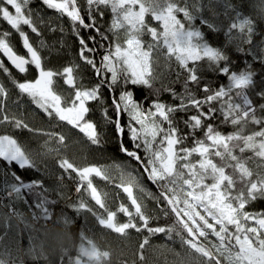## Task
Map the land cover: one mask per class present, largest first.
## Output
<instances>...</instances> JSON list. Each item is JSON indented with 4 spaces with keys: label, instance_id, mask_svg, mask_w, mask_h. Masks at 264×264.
Returning <instances> with one entry per match:
<instances>
[{
    "label": "snow or ice",
    "instance_id": "6c2138e0",
    "mask_svg": "<svg viewBox=\"0 0 264 264\" xmlns=\"http://www.w3.org/2000/svg\"><path fill=\"white\" fill-rule=\"evenodd\" d=\"M30 2L0 0V19L22 39L27 56L14 51L7 31L0 33V53L19 73H27L29 66L37 72L34 80H13L19 93L31 98L32 103L49 118L79 129L93 145L102 143V133L87 117L92 112L89 104H98L106 123L114 125L118 139L127 134L136 149L130 150L121 141V152L141 165L146 179L157 189L156 193L149 191L139 174L121 170L116 187L126 194L130 207L119 204L118 212L127 217V222L118 223L117 212L106 204L108 194L104 193L102 198L90 177L95 175L112 182L110 168L121 166H78L57 152L58 167L76 182L75 191L80 194L78 203L70 207L77 213L91 214L99 225L116 233H126L129 229L136 232L146 230L152 235L165 233L171 239L175 232L182 244L198 254L193 257L192 264H222V260L227 264H264V212L247 210L252 202L264 199V174L254 177L246 162L235 154L236 150L241 154L251 150L255 156L264 159V103L257 106L246 91L254 86L256 73L251 65L239 73L231 70L227 52L211 46L195 26L196 16L189 10L187 0H84L83 7L79 0H41L48 9L69 19L80 45V60L98 77L94 86L85 87L78 82V65L65 66L62 70L44 66L40 51L21 27L27 26L31 33L41 35L36 24L39 13L34 17ZM105 11H110L112 19L109 27L102 31L97 17L102 19ZM180 13L183 20L178 18ZM147 17H151L157 26H153ZM40 23L44 21L40 20ZM203 23L208 24V21ZM211 28L214 29V25ZM81 29L93 31L95 35L86 40L80 35ZM231 29H238L241 33L240 46L243 43L251 45L249 51L254 59L264 63V39L258 44L253 41L258 34L256 23L245 18L240 23H232ZM59 30L63 32L62 27ZM97 37L100 41H108L107 46L99 44L104 49L99 53V60L95 58L97 48L89 46V41L97 43ZM229 39L236 38L229 36ZM44 46L41 40L40 47ZM161 57L166 61L174 58L179 71L171 83L183 77L182 92L178 93L171 84L155 87V66ZM202 63L207 64L209 71L226 76L228 84L213 89L202 83ZM0 70L11 75L3 60H0ZM57 78L71 89L67 95L54 90ZM105 88L111 99L110 106H106L102 92ZM135 88L149 91L144 102L135 98ZM193 88L203 95L198 96ZM162 91L179 103L169 105L161 101L159 93ZM7 94L5 86L0 84V124L36 131L23 119L5 114L4 98ZM257 95L264 98V91ZM177 113L186 114L181 120L187 132L178 126ZM124 114L128 116L126 123L121 122ZM249 124L259 126V130L244 134ZM219 125H230L235 130L223 133ZM198 131L203 133V138L196 136ZM45 135L61 144L65 140L63 135ZM189 139L191 146L186 145ZM141 149L143 155L139 154ZM44 155H52V150L45 151ZM0 157L11 158L17 163L24 159L12 136L0 135ZM137 191L154 201L164 216L173 215L175 223L171 227L150 226V221L158 217L149 215L142 199L136 195ZM88 198L104 214L90 204ZM44 203L50 202L45 200L35 206L42 208L47 219L51 213L43 207ZM209 236L215 237L216 242L210 241ZM81 240L86 241L87 246L82 242L76 257L65 251L61 264H65V258L66 264H81L83 257L91 260L102 255L83 233ZM146 244L147 238L141 247ZM0 264H4L3 260Z\"/></svg>",
    "mask_w": 264,
    "mask_h": 264
},
{
    "label": "trees",
    "instance_id": "16d2710c",
    "mask_svg": "<svg viewBox=\"0 0 264 264\" xmlns=\"http://www.w3.org/2000/svg\"><path fill=\"white\" fill-rule=\"evenodd\" d=\"M79 3L81 7L84 6V0H79ZM187 4L189 10L196 16L195 26L203 32L205 40L211 46L227 52L232 71L239 73L251 65V69L256 73L254 86L246 91L254 104L258 106L264 103V98L257 95L264 91V63L254 59L253 53L249 51L251 45L243 43L240 46L241 33L238 29L230 31L232 23H240L241 20L250 18L256 23L258 33L253 37L254 43L258 44L264 39L262 35L264 34V0H187ZM29 7L34 17L39 13L40 19L36 21V24L41 35L31 33L27 26L21 27L28 34L30 42L40 51L44 66L62 70L63 67L70 66L74 62L79 63L89 85L94 86L98 82V77L80 60L78 55L80 45L72 31L69 19L48 9L41 0H31ZM178 18L183 20V14L180 13ZM111 19L110 11H105L102 19L97 17V23L102 26V31L109 27ZM40 20L44 23H40ZM204 20H207L208 24H204ZM211 25H214V29ZM61 27L63 32L59 30ZM52 28L56 30L52 31ZM5 31L10 33L8 40L13 42V45L11 44L13 49L18 53H26L19 35L0 19V33ZM80 35L88 40V37L95 33L81 29ZM229 36L236 39H229ZM109 38H112L111 34ZM41 40L44 41V47H40ZM100 43L107 46L108 41H100L99 37L95 44L89 41L90 47L97 48L95 56L97 60H99V53L104 51L99 47ZM0 60H3L11 73L8 75L0 70V84L5 86L8 93L4 98L5 114L23 119L36 130L29 132L25 129H15L10 124H0V135H10L16 139L25 157L21 163L11 158L0 157V237H4L0 240V260H3L4 264H10V262L11 264H49V261L51 264H61V257L65 251L75 255L82 242L87 246L86 241L81 240V233H83L85 237L97 244L101 251L108 250L110 253L108 264H192L193 257L197 254L192 253L186 245L182 244L175 232L171 234L170 239L165 233L152 235L146 230L136 232L134 229H129L128 236L119 237V233L99 225L91 214L77 213L70 207L71 204L78 203L80 194L75 191L76 182L58 167L57 152L78 166L91 165L100 156L129 164L140 175L141 182L148 187L149 191L156 193L157 189L146 179V173H143L141 165L121 152V141L130 150L136 149L127 134L118 139L114 125L106 123L98 104L95 102L89 104L92 108L89 117L94 119L98 124V130L102 133V143L93 145L89 139H87L89 142L83 139L76 128L58 119L49 118L32 103L31 98L19 93L13 80L17 82L34 80L37 72L32 66H29L27 73L21 74L2 53H0ZM166 65L160 78H157L155 87L160 88L171 84L178 93L182 92L183 77L180 81L171 83L176 80V72L179 71L174 58L167 61ZM201 67L203 69L200 73L203 78L202 83L209 84L213 89L228 84L226 76L209 71L206 63H202ZM193 90L198 96L203 95L195 88ZM102 92L106 106H110L108 90L105 88ZM134 94L137 100L144 102L145 97L149 96V91L135 88ZM159 99L169 105L179 103L169 93L163 91L159 93ZM185 116V113H177L175 118L178 126L187 132L188 129L184 128L181 120V117ZM121 122H128L127 114L122 116ZM219 130L230 133L235 129L230 125H219ZM255 130H259V126L249 124L244 134H251ZM46 133L63 135L65 140L61 144L49 138L45 135ZM196 136L203 138V133L198 131ZM191 144V139L186 141L187 146ZM48 150H52V155L45 156L44 152ZM139 154L143 155L142 149L139 150ZM235 154L241 156L246 162V166L253 171L254 177L256 174H264V159L255 156L253 151L246 150L241 154L236 150ZM227 171L231 173V169ZM10 191H16L17 194H8ZM45 200L50 202L43 204V207L48 208L51 213L47 219L43 216L42 208L35 206ZM88 201L101 213V209L95 206L94 201L90 198ZM153 203L150 206L149 215L156 216L158 219L151 220L150 226L171 227L175 223L174 216H164L154 201ZM106 204L110 210H117L119 213L120 201L117 205H112L106 200ZM247 210L264 212V199L252 202L247 206ZM145 238L148 239V244L141 247ZM222 264H227V261L222 260Z\"/></svg>",
    "mask_w": 264,
    "mask_h": 264
},
{
    "label": "rangeland",
    "instance_id": "374dc122",
    "mask_svg": "<svg viewBox=\"0 0 264 264\" xmlns=\"http://www.w3.org/2000/svg\"><path fill=\"white\" fill-rule=\"evenodd\" d=\"M147 19L153 26H157L156 22L151 20V17H147ZM145 39H147V37H145ZM9 42H10V44L13 45L12 41L9 40ZM21 54H24L27 56V53H21ZM166 63H167L166 59L161 57L159 60V63L155 66V74H156L157 78H160L161 74L166 69V66H167ZM74 64L79 66L76 69V73L79 77L78 82L82 83L85 87H91L89 85L87 79L85 78V74H84V70H83L82 66L76 62H74ZM71 65H73V64H71ZM54 90L57 91V93L62 94V95H67L71 91V89H68L67 86L63 84V81L60 78H57L56 84L54 85ZM89 107H91V106L89 105ZM87 118L92 120L93 122H95L92 117L88 116ZM95 124L98 126V124L96 122H95ZM77 131L80 133V136H82L83 139H85L87 142H89L87 140L88 137L84 133H81L79 131V129H77ZM23 157H24V154H23ZM23 160H25V157ZM114 165H120L121 167L120 168H116V167L110 168V174L113 178L112 182L105 181L100 177H96L95 175H92L90 178L93 180V184L97 188L98 192L101 193L102 198H103V194L107 193L108 195H107L106 200L109 201L112 205H117L118 201H120L121 203H124L126 206L130 207V202L127 200L126 194H124L121 189H118L116 187V184L119 183V177L121 174V170L133 171V174H137L135 172L134 168H131L129 166V164H122L116 160H110L108 157H105V156L98 157L97 160H94V163H92L91 165H82V166L109 167V166H114ZM112 183H114V184H112ZM147 188L148 187H146V189ZM117 193L119 195H117ZM8 194H15L16 195L17 192L16 191H10V192H8ZM136 195L142 199V201H143L144 205L146 206V208L148 209V213H149L150 206H152L154 204L153 201L152 200L147 201L146 200L147 197H145L143 194L139 193L138 191L136 192ZM116 212H117V210H116ZM101 213L104 214L102 209H101ZM116 219H117L118 223L127 222V217H125L119 213H117ZM127 233H128V230H126V233H122V234L119 233L118 236L119 237H125V236H128L129 233L128 234ZM209 240L212 242H216V238L213 236H209ZM105 251H108V250H105ZM197 256H198V254H197Z\"/></svg>",
    "mask_w": 264,
    "mask_h": 264
},
{
    "label": "clouds",
    "instance_id": "9594fccd",
    "mask_svg": "<svg viewBox=\"0 0 264 264\" xmlns=\"http://www.w3.org/2000/svg\"><path fill=\"white\" fill-rule=\"evenodd\" d=\"M95 246L102 255L98 258L91 259V260H89L87 257H83L81 260V264H108L110 253L108 251H101L97 244H95ZM68 254L72 257H76L77 255H79L78 250L75 255H73L72 252H68ZM49 264H51L50 261H49Z\"/></svg>",
    "mask_w": 264,
    "mask_h": 264
},
{
    "label": "water",
    "instance_id": "95a60500",
    "mask_svg": "<svg viewBox=\"0 0 264 264\" xmlns=\"http://www.w3.org/2000/svg\"><path fill=\"white\" fill-rule=\"evenodd\" d=\"M15 51V50H14ZM17 54H19V55H24V54H21V53H18L17 51H15ZM3 55V54H2ZM24 56H26V55H24ZM6 58V57H5ZM6 60H7V58H6ZM8 61V60H7ZM9 62V61H8ZM10 63V62H9Z\"/></svg>",
    "mask_w": 264,
    "mask_h": 264
}]
</instances>
